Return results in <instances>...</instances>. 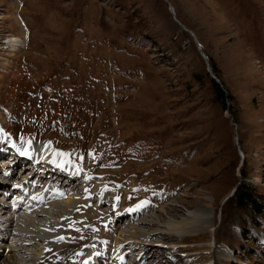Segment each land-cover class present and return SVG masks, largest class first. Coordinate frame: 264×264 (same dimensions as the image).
Here are the masks:
<instances>
[{"label": "rangeland", "instance_id": "rangeland-1", "mask_svg": "<svg viewBox=\"0 0 264 264\" xmlns=\"http://www.w3.org/2000/svg\"><path fill=\"white\" fill-rule=\"evenodd\" d=\"M202 54L233 98L228 109L215 101ZM47 107L63 110V122L43 133L40 116H55ZM0 127L35 139L60 128L81 150L83 136L105 150L98 165L86 154L84 168L64 166L81 161L78 153L58 155L61 171L92 186L84 194L79 188L88 201L77 219H67V208L45 207L47 215L30 222L65 219L70 244L52 264H73L89 240L108 258L125 239L124 264H264V0H0ZM110 153L114 160L104 162ZM23 167L16 175L30 174ZM243 194L262 210L241 206ZM9 199L0 203L16 200ZM122 212L130 215L120 228ZM34 247L24 251L36 260ZM142 248L155 256L142 258Z\"/></svg>", "mask_w": 264, "mask_h": 264}, {"label": "bare ground", "instance_id": "bare-ground-1", "mask_svg": "<svg viewBox=\"0 0 264 264\" xmlns=\"http://www.w3.org/2000/svg\"><path fill=\"white\" fill-rule=\"evenodd\" d=\"M174 9V8H173ZM170 11L172 12V14L175 16V10L174 13L172 11V9L170 8ZM13 38V42L15 43V45L17 46L18 43H21L22 40L18 37H12ZM15 46V47H16ZM198 47L201 49V46L198 44ZM12 51H15V50H12ZM204 56V54H202ZM14 151V150H13ZM23 151H27V149H24L23 148ZM8 159L9 160H12L8 165H4V170H0V179L3 178L4 180L1 181L2 184L4 185H7L9 186L10 188L12 186H14L15 184H13L12 182H8L6 180L10 179L11 181H13L14 179H18V180H21L19 183L23 184V185H26L30 188H32L34 191H40L41 189L40 188H43L46 190V193L43 194V199H44V203H45V207L48 209V210H51V209H54V208H59L61 207L62 209L64 208H67V210L71 211L73 210V215H71L70 217H68L67 219L71 218L73 219L75 216H74V213H75V210L81 208V206L85 205V203L88 201L87 197H81V199H79L78 197L80 196H77V194L79 193V188H83L84 186V190L82 191V194L86 193V189L89 190V188L92 186V182H83L81 181L79 178H77V176H70L68 175L69 172H67L66 170H63L61 171L60 170V165L59 167H56V162L55 163H52L50 161H44L46 159V156H39V153H36L35 155H33V161H29V160H26L22 157V154H20V156H12L11 154H8L7 155ZM10 157V158H9ZM2 159H4V157L0 156V161H2ZM8 159H6V161H8ZM48 159V158H47ZM52 160V159H50ZM4 161V160H3ZM5 162V161H4ZM21 165H24L23 168H29L31 169L30 171V174L26 177H23L25 173V171H21V175H16V170L17 168ZM39 168H41L42 170H39ZM63 169V168H62ZM26 170V169H25ZM56 170V172H55ZM7 171L10 176L9 178L4 176L3 175V172ZM49 172H51V174H48ZM18 174V173H17ZM58 174V175H57ZM70 176V178H69ZM64 177H68L66 179V182L63 183L65 181V178ZM60 184H62V187L64 188H67L66 190L63 189ZM2 186L0 185V188ZM25 187V186H23ZM9 188V189H10ZM3 189V188H1ZM9 189H6L8 191H10ZM16 191V190H15ZM2 192V190H0V193ZM97 193V192H96ZM92 194V192H91ZM60 195H63L65 199L66 197V203L63 202V199H61L62 201H60V203H54L53 201L58 199ZM90 196V195H89ZM99 197V196H98ZM12 199H19L20 197L17 195V194H13L11 196ZM83 199V200H82ZM11 200V199H9ZM90 201V200H89ZM16 202H22V199H20L19 201L18 200H15L13 204H15ZM92 202V201H91ZM111 202V201H110ZM43 204L40 200V202H34V204ZM3 205V203H2ZM64 206V207H62ZM91 206V205H90ZM2 209V208H1ZM99 209V208H98ZM144 209V208H143ZM82 210V209H81ZM93 211V209H91ZM65 211V210H64ZM141 211V214H144L147 213L145 212L146 210H140ZM140 211L135 215L138 217ZM175 211V210H174ZM53 212V211H52ZM85 213V212H84ZM55 214V213H54ZM65 214V212H64ZM93 214V212H92ZM91 214V215H92ZM174 214V213H173ZM82 215V214H81ZM80 215V216H81ZM90 215V214H89ZM104 215V214H103ZM129 215L128 213H125L123 214V212L119 215V218L116 220L118 223H119V227L120 228H123V227H126L128 224H125V221H128L129 220ZM134 215V214H133ZM132 215V216H133ZM31 213H29V218L27 219V221H31L32 222V219H36L37 220V216L36 217H31ZM61 216V215H60ZM65 216V215H64ZM79 216V217H80ZM98 216V214H97ZM95 216V217H97ZM135 216H133L132 219H135ZM169 216V215H168ZM4 216H0V218H2ZM47 217V216H46ZM78 217V218H79ZM88 217V216H87ZM76 218V217H75ZM149 218L152 219V216H149ZM77 219V218H76ZM92 219V218H91ZM33 221V222H37V221ZM95 220V219H94ZM40 221V220H39ZM65 221V219H64ZM63 221V222H64ZM70 221V220H69ZM142 223H145V224H150V223H153L149 220H140ZM41 222V221H40ZM71 222V221H70ZM86 222V221H85ZM95 222V221H94ZM139 222V221H137ZM99 223V222H98ZM102 223V222H101ZM15 224V223H14ZM73 224V223H71ZM138 224V223H137ZM159 224V223H158ZM31 225V224H30ZM57 226V225H56ZM68 227V226H67ZM201 227V226H200ZM204 227V226H203ZM72 228V227H71ZM69 228V230L71 229ZM163 228V227H162ZM61 229V227H60ZM63 229H64V226H63ZM62 229V230H63ZM135 229V228H134ZM167 229V228H166ZM165 229V230H166ZM174 229V228H173ZM205 229V228H204ZM68 230V229H67ZM139 229H137V232H138ZM168 230V229H167ZM2 228H0V233L2 232ZM120 231V230H119ZM168 231L169 234H173V235H176L174 233V231L172 229H169ZM206 231V229H205ZM102 232V231H101ZM165 232V231H164ZM104 234V233H103ZM103 234H101L103 236ZM100 235V234H99ZM106 235V233H105ZM140 235V234H138ZM146 236V235H145ZM162 237V235H159ZM99 237V236H97ZM96 237V238H97ZM138 237V236H136ZM134 238V237H133ZM141 238L143 239V237L141 236ZM181 238V237H179ZM100 239V237H99ZM182 239H184V236L182 237ZM98 240V239H97ZM102 240V239H100ZM144 240V239H143ZM146 240V239H145ZM185 241V240H184ZM94 242V241H93ZM125 244H121L120 247L118 248V244L115 246L116 248H111V250L109 251V259L108 260H114L115 261V257L117 259V256L121 257L122 255H119L120 252L124 251L126 249V245L129 244L128 240L125 239ZM141 242V241H140ZM131 243V242H130ZM135 243V242H134ZM143 243V242H142ZM50 244L52 245V249L53 250H58L60 249L61 245H55L56 243H54V241H50ZM139 244V243H138ZM111 245V244H110ZM130 245V244H129ZM132 245V244H131ZM39 246V245H38ZM107 246V245H106ZM105 246V247H106ZM28 247V246H27ZM96 247V246H95ZM102 247V246H101ZM100 247V248H101ZM128 247V246H127ZM65 249V248H64ZM103 249V248H102ZM130 249V248H129ZM133 249V248H132ZM148 249H152V248H148ZM90 250L92 251V248H90ZM153 250V249H152ZM152 250H146L145 248H142L141 250H139V255L141 256V252L142 251V258H144L145 256L149 259L150 257L153 258L155 255L153 254V256H148L150 255V253L152 252ZM17 251L21 252L22 254L21 255H26L29 254L28 252L24 251L23 248H20L18 247ZM68 251V250H67ZM96 251V250H95ZM130 255L133 257L136 256V253L134 252V250H130ZM105 252L106 251V248H105ZM57 253V252H56ZM70 253V252H69ZM72 253V252H71ZM164 253V252H163ZM122 254V253H121ZM74 255V254H73ZM126 255V254H125ZM36 257V256H35ZM40 257V255H39ZM57 258H60V257H57ZM68 258V257H67ZM51 260V259H50ZM57 260V259H56ZM55 260V261H56ZM100 260V259H99ZM102 260V263L103 264H109V261L105 258H101ZM35 261H38V257L36 258ZM24 262V261H23ZM49 259H46L43 263L41 264H49ZM105 262V263H104ZM125 260L123 259V262L121 264H124ZM150 263L153 262V260H149ZM98 263V262H97ZM96 263V264H97ZM0 264H14V254L11 253L9 255H6V256H3L2 260L0 261ZM131 264H138L137 261H133V263ZM157 264V263H156Z\"/></svg>", "mask_w": 264, "mask_h": 264}, {"label": "trees", "instance_id": "trees-1", "mask_svg": "<svg viewBox=\"0 0 264 264\" xmlns=\"http://www.w3.org/2000/svg\"><path fill=\"white\" fill-rule=\"evenodd\" d=\"M211 81V84H212V86H213V90H214V94H215V101H216V103H218L221 107H222V109H228V106H229V102H231L232 101V97L231 96H228L227 95V93H226V90L223 88V86H221L220 84H218V83H216V81L215 80H213V79H211L210 80ZM40 89V88H39ZM41 93H40V91H38V90H36V91H34V92H29L28 93V97H27V100H28V98H30L29 99V102L30 101H32V97H35V96H38V95H40ZM28 102V103H29ZM59 102V100L57 99V97L55 96L54 97V99H53V103H58ZM32 105V103H29L28 105L26 104L22 109H26L27 107H30ZM45 109H47V110H49V109H51V111H53L54 113H55V116H54V118H52V119H54L51 123H50V121H44V125H45V128H44V130H43V133L45 132H48V131H50V129H51V131H52V129H53V126H58V127H60L61 125V122H58L59 121V117H60V114H63L64 113V111L63 110H58L56 107L55 108H49V107H47V108H45ZM48 113H47V117H48ZM9 118H10V120H12L13 119V117H11V116H9ZM30 119H31V123L35 126V124H36V122H37V120H38V117H37V115H35V113H33L31 116H30ZM49 120H51V119H49ZM47 126H49V127H47ZM22 135L24 136L25 135V132L24 133H22ZM56 136V135H55ZM57 137V136H56ZM83 139L84 140H86V144H87V138H85V136H83ZM90 141V140H89ZM114 146H115V144H114ZM114 146H112L111 147V150H118L117 148H115ZM76 151H79V150H81V146L79 145V142L77 141L76 142ZM85 147H86V145H85ZM84 147V148H85ZM91 148V147H90ZM126 150H132V147L131 146H129V147H127V149ZM95 150H92V152H94ZM111 152V151H110ZM117 157V156H116ZM244 196L240 199V205L242 206V205H245V204H252V205H254V207H256V209H257V212H259V211H261L262 210V207L260 206V205H258L257 203H256V201H254V199L252 198V196L249 194H243Z\"/></svg>", "mask_w": 264, "mask_h": 264}, {"label": "water", "instance_id": "water-1", "mask_svg": "<svg viewBox=\"0 0 264 264\" xmlns=\"http://www.w3.org/2000/svg\"><path fill=\"white\" fill-rule=\"evenodd\" d=\"M170 8L172 9V11L174 10L172 6H170ZM173 13H174V11H173ZM203 57H204L205 60H207V65H208V69H207V70H208V72L211 74L212 79L215 80L216 83H218V84L221 85L220 81L215 77V75H213V73H212V69H211V67H210V64H209V61H208L207 57H206L205 55H204ZM221 86H222V85H221Z\"/></svg>", "mask_w": 264, "mask_h": 264}, {"label": "snow or ice", "instance_id": "snow-or-ice-1", "mask_svg": "<svg viewBox=\"0 0 264 264\" xmlns=\"http://www.w3.org/2000/svg\"><path fill=\"white\" fill-rule=\"evenodd\" d=\"M51 142H49V144H50ZM22 155H28V152L27 151H25V152H23V153H21ZM57 155H68L67 153H56ZM86 191H87V189H86ZM34 199H36V197H34ZM119 199V197H117V200ZM77 210H79V209H77ZM58 239H63V237H59ZM50 251V250H49ZM81 255H82V253H81ZM98 255V254H97Z\"/></svg>", "mask_w": 264, "mask_h": 264}]
</instances>
